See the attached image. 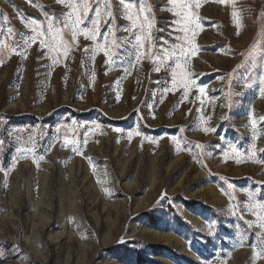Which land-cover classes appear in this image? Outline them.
Returning <instances> with one entry per match:
<instances>
[{
    "label": "rangeland",
    "instance_id": "rangeland-1",
    "mask_svg": "<svg viewBox=\"0 0 264 264\" xmlns=\"http://www.w3.org/2000/svg\"><path fill=\"white\" fill-rule=\"evenodd\" d=\"M127 2L155 47L120 30L65 57L23 41L69 9L0 0V264H264V0H200L187 32L185 0Z\"/></svg>",
    "mask_w": 264,
    "mask_h": 264
},
{
    "label": "snow or ice",
    "instance_id": "snow-or-ice-1",
    "mask_svg": "<svg viewBox=\"0 0 264 264\" xmlns=\"http://www.w3.org/2000/svg\"><path fill=\"white\" fill-rule=\"evenodd\" d=\"M31 2V0H30ZM58 3H61L69 9L63 15V18H57L55 23L53 22L52 18H48L47 20V27L46 29L42 26L41 22L32 19L31 24L35 25V27L31 28V32L33 35L28 37L23 41L25 46H29L35 43L37 40L40 41L41 48L48 47L50 50L59 49L62 51L63 55L66 57L71 50L73 44L78 40L80 36H83L84 39L88 41L97 42L99 41L100 37H103V41L105 44H97V47H106L107 42L109 41V36H113L112 44L115 47H122L123 42H118L115 39V33L123 30L124 32L132 35L136 33L134 36L135 45L138 49H144L145 43L148 42L150 47H155L154 44L151 42L155 39L151 35V29L153 27V19L149 15H146V12H150L151 9L149 6L141 4L138 8L137 5L133 2H127V0H119V3L123 7V16L122 18L129 22V25L123 26L122 29L116 25V16L112 11V3L111 0H57ZM169 2L173 5H177V0H169ZM181 12L185 13L183 16V22L186 24L184 29H181L185 32L188 31L189 25H191L192 20L195 18V14L188 11L192 7L199 8L200 7V0H194V4H190L185 0L184 3L177 5ZM94 7V11H93ZM89 13H92V18L89 20ZM144 14V15H142ZM180 15L181 13H176ZM233 16H236V13L233 12ZM23 20V18H22ZM5 21H7V17H5ZM85 21L91 25L89 27L85 24ZM181 21H173L172 23H180ZM62 26V27H61ZM199 25H197L198 27ZM102 27L104 29L102 33ZM64 29L68 31L65 32ZM7 34L9 36L15 35L12 28L7 29ZM194 34V33H193ZM176 39H180L177 37ZM167 41H164L161 45V50L164 53V56H171L172 54L169 52L168 49L163 47L164 44H167ZM20 42L19 39L15 46H13L10 51H16L19 48ZM79 47L78 44H76ZM174 47H179L178 45ZM8 46L0 42V49H7ZM87 51V49H86ZM106 55L110 56L111 53L107 52ZM23 55V53H22ZM142 52H138L136 56V60L139 61L141 58ZM152 53H149V57H152ZM155 55H160L158 51ZM112 61L110 60V63ZM161 63H163V57H161ZM186 60L184 58L183 50H181V54L175 57V68L179 69L182 67L183 63ZM157 71L160 70L159 66L156 68ZM127 71V69L125 70ZM173 77H175L176 72L173 70L172 72ZM262 83H264V78H262ZM177 83L175 79H173V87H176ZM185 89H187V83H184ZM199 92L203 94L205 89L203 87L199 88ZM261 95H264V88H261ZM119 99V97H117ZM264 119V118H261ZM253 127H255V122H253ZM115 131H121L119 128L114 129ZM208 131V129H205ZM139 135L140 133H135ZM129 139L133 136L132 132L128 133ZM175 139V137H173ZM2 143V141H0ZM67 144V141H65ZM254 147V146H253ZM74 151L79 152V149L74 147ZM235 151V149H234ZM253 157L255 156V152L252 153ZM40 160L43 159V156L39 157ZM229 188L232 187L231 184L228 185ZM264 208V205H261ZM249 227H253L254 225L261 229L256 235L257 237L262 238L260 240L261 243H264V211L260 212L257 215L256 221H246ZM259 255V254H258Z\"/></svg>",
    "mask_w": 264,
    "mask_h": 264
}]
</instances>
